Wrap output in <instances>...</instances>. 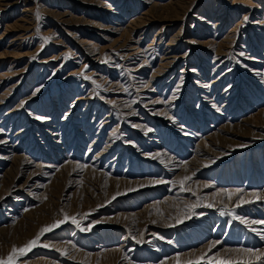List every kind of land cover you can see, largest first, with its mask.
<instances>
[{
  "label": "rangeland",
  "instance_id": "1",
  "mask_svg": "<svg viewBox=\"0 0 264 264\" xmlns=\"http://www.w3.org/2000/svg\"><path fill=\"white\" fill-rule=\"evenodd\" d=\"M3 140L0 260L264 264V0H0Z\"/></svg>",
  "mask_w": 264,
  "mask_h": 264
},
{
  "label": "snow or ice",
  "instance_id": "2",
  "mask_svg": "<svg viewBox=\"0 0 264 264\" xmlns=\"http://www.w3.org/2000/svg\"><path fill=\"white\" fill-rule=\"evenodd\" d=\"M245 19H247V17H245ZM97 87H99V86H97ZM37 118L39 119V117H37ZM149 131H150V129H149ZM113 135H115V133H113ZM184 179L187 180L189 178L185 177ZM163 182L164 181H156V183H163ZM183 182L184 181H181L182 185H183ZM239 191L240 190H237V193ZM229 195H231V193H229ZM253 195H255V193ZM242 203H251V201H245V200L241 199V201L238 203L237 206L239 207L240 204H242ZM67 220H68V217H67V215H65L64 221H56L53 225L43 229V231L44 232L51 231L54 228L59 227L61 223L67 222ZM240 220H241V223H245L246 225L247 224H251V225L264 224V220L247 221V220H244L243 218H240ZM72 223L76 224L77 227H79V223L75 220V218L72 219ZM81 230L83 231L85 229L82 228ZM250 230L254 231V232H257V235H259L262 239H264V231H257L256 228H251ZM38 239L39 238L29 241L23 248H20V249L13 248L12 253L8 256L7 260H0V264H15V259L14 258L16 257L17 252H20L21 254H26L28 251H30L32 249V247L37 245ZM136 242L140 243L139 240H137ZM44 246L47 247V245H44ZM215 246H216L215 243L210 244L208 246V250L210 251ZM233 251H243V252H246V253L250 254L251 256L256 257L257 259H259L261 257H264V252L254 251L253 249H250V248L249 249H236V250H233ZM125 258L127 259V257H125ZM176 259L178 260L179 258L177 257ZM190 264H199V262L198 261L190 262ZM217 264H232V262L228 261V260H222V261H218Z\"/></svg>",
  "mask_w": 264,
  "mask_h": 264
},
{
  "label": "bare ground",
  "instance_id": "3",
  "mask_svg": "<svg viewBox=\"0 0 264 264\" xmlns=\"http://www.w3.org/2000/svg\"><path fill=\"white\" fill-rule=\"evenodd\" d=\"M114 46H119L118 44L116 43H113ZM174 46V45H173ZM134 50V49H133ZM176 60V59H175ZM168 62V61H166ZM10 141L9 140H3V142H1L0 144V149L1 151H5L7 150L8 153L7 154H4L2 160H6V161H12L13 159H18V157H20L19 155L17 156L16 154V151L15 150H9L11 147L9 145ZM2 176L0 175V180H1ZM115 250H110L108 251L107 253H110V252H114ZM106 253V254H107ZM127 264H130L129 262H126Z\"/></svg>",
  "mask_w": 264,
  "mask_h": 264
}]
</instances>
